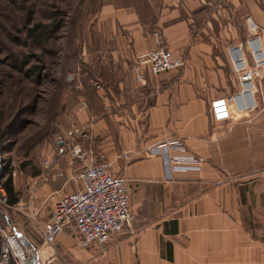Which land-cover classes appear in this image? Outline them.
<instances>
[{"label": "crops", "instance_id": "crops-1", "mask_svg": "<svg viewBox=\"0 0 264 264\" xmlns=\"http://www.w3.org/2000/svg\"><path fill=\"white\" fill-rule=\"evenodd\" d=\"M126 1L98 16L92 62L84 65L93 76L82 86L88 107L75 122L91 127V155L125 166L137 216L104 255L77 252L76 263L264 264V79L250 118L217 123L211 111L236 88L225 46L243 42L252 24L264 45V0ZM158 47L185 58L186 68L170 76L135 70L136 56ZM173 138L206 159L202 174L163 181L162 161L148 150ZM225 174L237 180L218 185ZM57 241L46 259L71 243L64 235Z\"/></svg>", "mask_w": 264, "mask_h": 264}, {"label": "rangeland", "instance_id": "rangeland-1", "mask_svg": "<svg viewBox=\"0 0 264 264\" xmlns=\"http://www.w3.org/2000/svg\"><path fill=\"white\" fill-rule=\"evenodd\" d=\"M118 1L121 0H0V184L11 178L19 198V203L10 207L0 187L4 195L0 194V255L4 233L15 232L29 254L37 251V264H50L49 260L77 264L76 253L86 250L78 249L69 237L67 250L46 259L44 251L59 248L58 241L46 245L43 232L56 202L63 194L77 190L76 178L88 164L108 165L109 171L117 168L114 175L123 178L129 190L134 216L131 227L136 221L138 194L135 183H129L122 174L125 166L91 155L85 146L90 144L91 127L75 122L86 100L82 99V86L93 79L90 68L84 65L87 60L92 62L98 16L104 6ZM138 3L143 7L146 0ZM31 31L43 33L44 38L34 41L29 36ZM229 45L225 46L226 56ZM76 128L88 130L89 134L77 140L87 153L82 160L74 158L65 143L68 132ZM236 177L225 174L217 184L235 182ZM55 184L60 185L59 192L50 195Z\"/></svg>", "mask_w": 264, "mask_h": 264}, {"label": "built area", "instance_id": "built-area-1", "mask_svg": "<svg viewBox=\"0 0 264 264\" xmlns=\"http://www.w3.org/2000/svg\"><path fill=\"white\" fill-rule=\"evenodd\" d=\"M251 28L253 33L243 42L227 47L236 88L233 94L211 104L217 123L250 118L259 109L257 93L258 83L264 79V45L258 26L252 24ZM136 61L135 70L145 67L155 76L179 74L187 64L185 58L175 56L166 47L137 55ZM70 82L74 79L70 78ZM86 108L83 101L78 112ZM88 137V130L76 128L68 132L65 143L74 158L82 160L87 156L77 140ZM148 155L162 161L164 182H173L179 175H200L204 170L205 159L191 153L181 139L164 140L150 148ZM76 180L79 189L61 196L56 202L44 227L43 240L46 245H53L59 236L64 235L71 238L78 249L95 248L104 255L134 221L127 183L123 178L110 174L108 165L93 164L86 165ZM0 194L4 197L1 188ZM4 235L0 264H12V260L15 264H37V251L29 254L17 233Z\"/></svg>", "mask_w": 264, "mask_h": 264}, {"label": "trees", "instance_id": "trees-1", "mask_svg": "<svg viewBox=\"0 0 264 264\" xmlns=\"http://www.w3.org/2000/svg\"><path fill=\"white\" fill-rule=\"evenodd\" d=\"M30 38L34 41H40L44 38L43 33H36L35 31H31L29 34ZM85 68V66H84ZM83 85V83H82ZM81 92V91H80ZM88 107V105H87ZM0 187L3 188L8 196L7 202L10 207H13L19 203L18 195L14 191L12 179L10 178L7 182L0 184Z\"/></svg>", "mask_w": 264, "mask_h": 264}, {"label": "water", "instance_id": "water-1", "mask_svg": "<svg viewBox=\"0 0 264 264\" xmlns=\"http://www.w3.org/2000/svg\"><path fill=\"white\" fill-rule=\"evenodd\" d=\"M0 172H1V161H0Z\"/></svg>", "mask_w": 264, "mask_h": 264}]
</instances>
